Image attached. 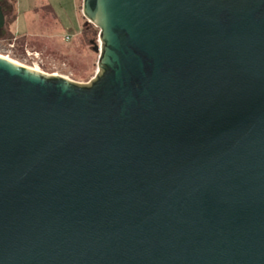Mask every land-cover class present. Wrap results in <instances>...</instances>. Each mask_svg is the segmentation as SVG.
Listing matches in <instances>:
<instances>
[{"label":"water","instance_id":"obj_1","mask_svg":"<svg viewBox=\"0 0 264 264\" xmlns=\"http://www.w3.org/2000/svg\"><path fill=\"white\" fill-rule=\"evenodd\" d=\"M82 13L89 85L0 57V264H264V0Z\"/></svg>","mask_w":264,"mask_h":264},{"label":"rangeland","instance_id":"obj_2","mask_svg":"<svg viewBox=\"0 0 264 264\" xmlns=\"http://www.w3.org/2000/svg\"><path fill=\"white\" fill-rule=\"evenodd\" d=\"M9 2L13 10L7 14V33L0 35V56L40 74L84 86L100 75L99 54L90 44L99 42L100 31L84 17L83 0ZM42 3L50 4L59 19H54L49 7L35 12ZM88 26L90 32L84 33Z\"/></svg>","mask_w":264,"mask_h":264},{"label":"flooded vegetation","instance_id":"obj_3","mask_svg":"<svg viewBox=\"0 0 264 264\" xmlns=\"http://www.w3.org/2000/svg\"><path fill=\"white\" fill-rule=\"evenodd\" d=\"M0 7L5 16V22L3 26L0 27V35H5L7 33V14H11L13 4L9 2V0H0Z\"/></svg>","mask_w":264,"mask_h":264},{"label":"crops","instance_id":"obj_4","mask_svg":"<svg viewBox=\"0 0 264 264\" xmlns=\"http://www.w3.org/2000/svg\"><path fill=\"white\" fill-rule=\"evenodd\" d=\"M45 7H49L50 13L52 14V16L54 17L55 20H58L59 19L57 13L54 12V9L48 3L47 4L46 3H42L41 6L34 8V11L35 12H38V10H41V8H45ZM80 28H81V23L79 24V29L77 30V32L80 30Z\"/></svg>","mask_w":264,"mask_h":264},{"label":"trees","instance_id":"obj_5","mask_svg":"<svg viewBox=\"0 0 264 264\" xmlns=\"http://www.w3.org/2000/svg\"><path fill=\"white\" fill-rule=\"evenodd\" d=\"M14 21H15V19H14ZM90 27L88 26V27H86L85 29H84V33H88V32H90ZM91 45H92V42L90 43Z\"/></svg>","mask_w":264,"mask_h":264},{"label":"bare ground","instance_id":"obj_6","mask_svg":"<svg viewBox=\"0 0 264 264\" xmlns=\"http://www.w3.org/2000/svg\"><path fill=\"white\" fill-rule=\"evenodd\" d=\"M1 58H4V59H7V60H10L11 62H14V61H12L11 59H9V58H6V57H2V56H0ZM15 63V62H14ZM15 64H17V63H15ZM31 70H33L34 72H37V69L35 70V69H31Z\"/></svg>","mask_w":264,"mask_h":264},{"label":"built area","instance_id":"obj_7","mask_svg":"<svg viewBox=\"0 0 264 264\" xmlns=\"http://www.w3.org/2000/svg\"><path fill=\"white\" fill-rule=\"evenodd\" d=\"M67 40H69V37H66Z\"/></svg>","mask_w":264,"mask_h":264}]
</instances>
